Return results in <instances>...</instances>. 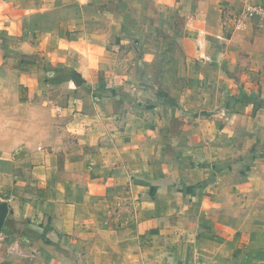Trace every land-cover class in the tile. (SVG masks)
Listing matches in <instances>:
<instances>
[{
  "label": "crops",
  "instance_id": "0c3cea01",
  "mask_svg": "<svg viewBox=\"0 0 264 264\" xmlns=\"http://www.w3.org/2000/svg\"><path fill=\"white\" fill-rule=\"evenodd\" d=\"M247 4L264 0H0V264H264ZM159 26L186 54L176 102L138 87Z\"/></svg>",
  "mask_w": 264,
  "mask_h": 264
},
{
  "label": "rangeland",
  "instance_id": "374dc122",
  "mask_svg": "<svg viewBox=\"0 0 264 264\" xmlns=\"http://www.w3.org/2000/svg\"><path fill=\"white\" fill-rule=\"evenodd\" d=\"M235 18L236 21H239L237 23H245L254 18L264 19V5L247 4L235 15ZM167 28L168 27L165 26H159L157 29L160 32L145 37V39L149 38V42L151 38L155 39L158 42V46L151 50L146 49V52H144L143 49L138 51L139 56L145 53L148 58L147 61L151 60L152 63L148 62L147 64L148 67L150 66L149 71L151 72L148 76V81L145 80L136 84H138L139 88L155 87L157 88L155 90H160L162 93L175 94L176 98L170 97V99L176 102L179 92L183 94L191 90L192 82L188 81L190 72L187 70V65L184 63L186 54H184L183 48L178 43V39L174 34L167 32ZM165 104L171 105L172 102L170 100H165ZM177 104L178 103H175V105Z\"/></svg>",
  "mask_w": 264,
  "mask_h": 264
}]
</instances>
